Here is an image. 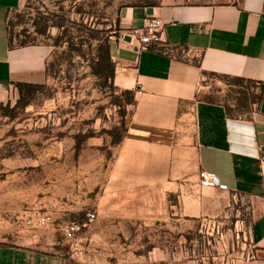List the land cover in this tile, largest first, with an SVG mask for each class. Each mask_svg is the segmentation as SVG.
<instances>
[{
	"label": "rangeland",
	"instance_id": "obj_1",
	"mask_svg": "<svg viewBox=\"0 0 264 264\" xmlns=\"http://www.w3.org/2000/svg\"><path fill=\"white\" fill-rule=\"evenodd\" d=\"M161 1L21 0L6 14L11 46L45 45L49 55L43 84L0 103V245L54 251L64 264H264L250 233L254 202L245 195L209 192L198 215L177 204L155 222L106 220L99 208L132 106V95L114 86L107 56L118 12ZM198 90V100L228 101L241 117L260 97L259 86L213 75ZM185 122L189 129L194 121ZM89 213L87 228L64 236L66 224ZM43 216L49 220L39 225Z\"/></svg>",
	"mask_w": 264,
	"mask_h": 264
},
{
	"label": "crops",
	"instance_id": "obj_2",
	"mask_svg": "<svg viewBox=\"0 0 264 264\" xmlns=\"http://www.w3.org/2000/svg\"><path fill=\"white\" fill-rule=\"evenodd\" d=\"M20 2L0 0V103L17 93L18 84L46 80L48 46L9 42L6 14ZM145 16L163 21L167 51L143 49L130 34ZM117 28L109 47L112 79L132 95V106L100 194L104 219L155 222L170 217L177 204L194 216L208 204L203 197L209 192L241 194L254 202L251 239L264 252V0L126 6ZM204 75L259 86L257 108L241 117L228 101L198 100ZM200 171L225 189L201 187ZM172 197L176 204L168 206ZM155 203L170 211H157ZM139 204L146 206L139 211ZM0 264L64 260L54 251L0 245Z\"/></svg>",
	"mask_w": 264,
	"mask_h": 264
},
{
	"label": "built area",
	"instance_id": "obj_3",
	"mask_svg": "<svg viewBox=\"0 0 264 264\" xmlns=\"http://www.w3.org/2000/svg\"><path fill=\"white\" fill-rule=\"evenodd\" d=\"M133 37H137L138 42L143 49L151 48L158 53L167 51V42L165 38V29L163 21L155 16H145L142 19V25L130 31ZM264 149V147H263ZM198 181L201 187L219 188L224 190L225 187L219 184L218 179L205 171L198 173ZM95 218L94 213L87 214V218L80 222H70L63 227V234L71 238L76 232L85 229ZM49 220L48 216L38 218V224L43 225Z\"/></svg>",
	"mask_w": 264,
	"mask_h": 264
},
{
	"label": "trees",
	"instance_id": "obj_4",
	"mask_svg": "<svg viewBox=\"0 0 264 264\" xmlns=\"http://www.w3.org/2000/svg\"><path fill=\"white\" fill-rule=\"evenodd\" d=\"M107 56H108V59L110 60V54H109V51H107ZM109 67H110V71H111V75L113 77V71H114V66L112 65V63L109 64ZM101 70V69H100ZM100 70H96L95 73H99ZM110 78V77H109ZM35 86L37 85H30V84H18L16 87L18 89V92L19 94H21V88L25 87V88H34Z\"/></svg>",
	"mask_w": 264,
	"mask_h": 264
}]
</instances>
